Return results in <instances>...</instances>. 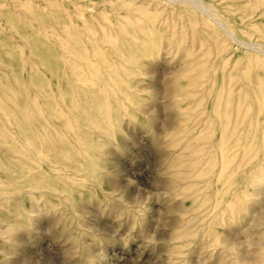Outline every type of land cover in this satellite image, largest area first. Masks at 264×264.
<instances>
[{"label":"rangeland","instance_id":"rangeland-1","mask_svg":"<svg viewBox=\"0 0 264 264\" xmlns=\"http://www.w3.org/2000/svg\"><path fill=\"white\" fill-rule=\"evenodd\" d=\"M262 212L264 0H0V264H253Z\"/></svg>","mask_w":264,"mask_h":264},{"label":"clouds","instance_id":"clouds-1","mask_svg":"<svg viewBox=\"0 0 264 264\" xmlns=\"http://www.w3.org/2000/svg\"><path fill=\"white\" fill-rule=\"evenodd\" d=\"M243 209L244 206L238 207L234 220ZM244 236V243H246L250 248L254 247L256 249L253 264H264V212L258 214L253 219L249 228L244 232ZM257 236L258 239H256L254 243L253 239Z\"/></svg>","mask_w":264,"mask_h":264},{"label":"bare ground","instance_id":"bare-ground-1","mask_svg":"<svg viewBox=\"0 0 264 264\" xmlns=\"http://www.w3.org/2000/svg\"><path fill=\"white\" fill-rule=\"evenodd\" d=\"M222 23H223V21H222ZM59 66H60V65L56 66V68H58V69H59V68H60Z\"/></svg>","mask_w":264,"mask_h":264}]
</instances>
